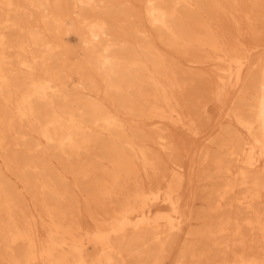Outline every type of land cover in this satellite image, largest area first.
I'll use <instances>...</instances> for the list:
<instances>
[{
    "label": "bare ground",
    "instance_id": "1",
    "mask_svg": "<svg viewBox=\"0 0 264 264\" xmlns=\"http://www.w3.org/2000/svg\"><path fill=\"white\" fill-rule=\"evenodd\" d=\"M126 1L120 4L123 5ZM213 1L212 5L209 4L210 8L215 7L219 13L223 12L226 3L237 5L246 0ZM250 1L257 7L264 0ZM109 2L110 0H0V151L5 152L3 164L6 169L21 178L27 188L42 196L38 198L35 195L36 200H41L38 215L30 212L21 216L22 209L20 199L15 196L16 189L0 168V264H128L127 255L131 258L130 255L141 257L143 254L148 259V263L144 259L145 264H160L153 251L158 246L163 247L167 242H172L178 233L185 230L189 214L180 189L189 178V170L176 160L168 162L169 178L164 183L149 187L135 186L134 190L127 191L117 208L104 212L101 216V213L93 210V205L103 206L107 198L121 192L124 188L123 181L128 182L141 167L154 171L155 163L150 151L152 146L166 153L174 150L173 140H167L161 131L144 135L132 131L133 136L127 135L119 121V112L129 110L132 115H137L136 112L140 111L147 118H155L156 124L173 120L186 127L182 114L172 103L173 90L177 85L174 76L176 62L160 50L155 44L156 40L182 55H187L190 49H197L200 55H193L191 62L211 63L216 67L222 89L216 93L219 96L215 107L219 114L235 120L245 134L238 136L233 130L229 133V138L224 137L226 142L222 145L223 152L217 164L227 181L216 191L219 192L218 204L235 194L232 199L238 206L257 214L254 218H245V223L251 229L259 231L264 238V219H261L258 208H255L264 193V75L259 80H254L251 69L257 63L252 61L254 56H251V50L243 51L244 47L241 49L232 43L225 45L221 42L204 16L209 11L205 6L206 0H140L137 10L124 12L122 7H119V12L115 11L116 5L113 9ZM25 10L29 15H38L45 30L40 25H22L16 16ZM119 13L124 17L121 18ZM132 16L149 24L155 30L154 36L146 38L145 35L142 41L129 40L133 32H140L138 27L129 28L128 24L127 36L123 34L119 23L128 21ZM6 27L18 32L8 37L4 31ZM71 32L79 33L83 55L100 77L98 84L91 79L89 86L104 92L113 109L90 100L83 101L82 106L74 109L67 104L66 96L57 93L59 87L54 82L53 70L57 68L53 65V55L56 56L57 50L62 48L63 39H67ZM66 44L65 42L64 45ZM62 50L58 53V60L62 65L57 71L61 69L81 73L72 58L74 55L71 57L68 50ZM12 51L16 52L13 54L15 56H12ZM13 63L28 69L41 65L48 77L37 78L31 73L19 76L11 69ZM248 82L253 85L249 99L253 101L251 106L254 109L249 116H244L237 112L238 101L235 100L237 104L231 107L221 97L227 88L238 92ZM240 102H244V98ZM23 122H27L30 131L39 140L60 153L58 159L63 165L61 167L68 173H73L72 175L77 174V170L62 156L71 160L83 148L97 144L109 158L111 166L98 174L88 171L90 169H82L85 176L92 177L88 188H83V194L87 193V212L94 220L92 227L68 220L69 211L50 202H59L65 197L60 185H57L58 182L63 184V179L55 178L57 183L55 180L48 183L37 175L32 183L27 170L37 168L39 164L31 157L16 158L8 154L10 138L26 139L30 134L22 130ZM94 128H99L103 134L108 135L110 141H99L93 137ZM216 143H219L218 140ZM40 145L39 142L30 140L27 151ZM46 166L42 163L43 171L47 170ZM92 166L93 163H90L89 167ZM242 189L243 192H240ZM237 219L231 217L216 224L212 222L213 226L197 232L190 230L193 235H200L198 238L213 239L222 234L221 237H226V240L220 243H225L229 251L232 245L236 246V242H243L242 223L237 222ZM186 235L192 236L190 232ZM192 242L194 243L193 240ZM146 244L148 248L142 250ZM228 251L226 254L231 252ZM197 253L195 245L188 243L185 252L179 255L181 260H177L175 264H190L191 260L199 263L202 257L201 253ZM229 254L212 264H264V254L252 255L236 251ZM135 264L141 262L137 261Z\"/></svg>",
    "mask_w": 264,
    "mask_h": 264
},
{
    "label": "rangeland",
    "instance_id": "2",
    "mask_svg": "<svg viewBox=\"0 0 264 264\" xmlns=\"http://www.w3.org/2000/svg\"><path fill=\"white\" fill-rule=\"evenodd\" d=\"M122 1H126V0H112V1L110 0L109 4L113 6V9H114V6L116 5L115 11H118V12L121 7H122L121 9H123V12H124V10L135 11L140 6V0L139 1L127 0L126 2H124L123 5H121L120 3ZM213 2H214L213 0L212 1L206 0L205 6L207 10L209 11H207V15H204L205 18L207 19L208 23L212 26L214 31L218 34L219 39L221 40L223 44L237 45L241 49L244 47L242 49L243 51L244 50L246 51L249 49L251 50V56L252 55L254 56V58H252L253 56L251 57L252 61L255 64L257 63V65H254L253 68L251 69V71L253 72L252 76L254 80L256 79L259 80L264 75V1H261L259 6L257 7L254 6L250 0H246L243 4H237V5L232 4V3L231 4L226 3L224 5L223 12H219V13H218L219 10H216L215 7L210 8V5H212ZM112 6H110L111 9H112ZM16 17L19 19V21H21L22 25H24V23L25 25H29V24L40 25L41 28L43 29V22H41L42 20L36 14L29 15V13L26 12L25 10V11L18 13ZM120 17L123 18L124 17L123 14H121ZM132 17H130L128 21L123 20L119 23L120 27L122 28L121 30L123 34L125 33L124 35H127V36L129 35L128 33L129 32L128 29L130 28L129 26L138 27V30L140 32H137V33L133 32L132 33L133 35L131 34V36L129 37V40L142 41L145 35H146L145 36L146 38H151L152 36H154L155 30L149 24H147L144 20H142L139 17H136V16H134L133 18ZM127 25L129 28L127 27ZM4 31L8 37L18 32L16 29L13 30L12 28H8V27H6ZM75 33L76 32H71L69 33V36L66 37L67 39L65 38L63 39V42H62L63 45H61L63 50L61 48L57 50L58 52L55 53L56 56L53 55V60H54L53 65H54V68H57V70L61 67L62 62L58 60V56H59L58 53L61 50L64 51L65 49V51L68 50L67 53L69 52L71 57L74 55V57L72 58L74 59L76 66L78 65L77 67H79V71H81L82 73L83 70L85 69L86 70H85V73L81 74L76 71L72 73L69 71H61V69L58 72L57 70L54 69L53 70L54 82L59 87V88L56 87V89L58 88L57 93L59 94L62 93L63 96H66V98L68 99L67 104H69L70 106H73L74 109H77V107L79 108L80 106H82L81 103L83 101H88V100L98 102L103 105L105 104L108 108L113 109V106L111 105L110 101L108 100L104 92L100 90L98 91L96 88L91 89V87L89 86L90 85L89 81L91 79L92 81L94 79L95 83L98 84L100 77L97 74V72L94 71L95 69L93 65L83 55L82 47H81L82 44L80 43L81 40L79 38L80 37L79 33H76L78 35H76ZM65 42L67 43L66 45H64ZM156 42L155 44L160 48V50L163 51V53L167 57L169 56L170 58H173V60L176 62L175 63L176 67H174V76H175L177 85L174 88L175 90H173L172 103L173 105H175L177 110L182 114L184 123H186V127H184L181 124L175 123L173 120H167L163 123L156 124L155 118H147L145 115H141L140 111L136 112L137 115H132L131 112H129V110L119 112L118 113L119 121L123 125L124 130L127 135L133 136L132 131L134 132L138 131L139 133H141V135L156 133L157 131H161L167 140H173V143H174L173 147L175 151L173 150L174 152L170 151L169 153L161 152L160 150L157 149L156 146H152L150 151L152 153L151 158L153 159V162L155 163L154 171H151V170L148 171L141 167L138 173L134 177H132L128 182L123 181L122 187L124 188L121 189V192L119 191L117 194H114L113 196L107 198L103 206L93 205V210L94 211L96 210V212H98L99 214L101 213L100 214L101 216L102 214H104V212H111L113 209L117 208L119 203L125 198L127 191L134 190L135 186L149 187L153 184H157L160 182L164 183L169 178L168 162L170 160H176L180 164H183L184 166H186L189 170V178L187 182L180 189L181 197H182L185 209L187 210V213L189 214V219L187 220L185 230L178 233L172 242L170 243L167 242V244L163 247L158 246L157 249L153 251V253L156 256H158L156 258H158L157 260L159 261V263L160 264H175L177 260H181V258H179V255L181 256L185 252V249L188 243H190V245L194 244L195 252L196 253L198 252L197 254L201 253V257H202L201 258L202 261H199V263H197L195 260L194 262L193 260H191L189 261L190 264H212L213 262H218L222 260L223 257H225L224 255L228 256L230 255L229 253L235 252V251L252 254V255L264 254V238L259 233V231L251 229V227L245 223V218L246 219L249 217L254 218L257 214H254L253 212H249L241 208L240 206H238L237 203L234 202L232 199V197L234 198L235 194H231L220 205L218 204L219 203L218 202L219 192H216V191L220 189L221 185L223 186V184H225L227 181L225 175H223V173L219 171L218 164H217L218 159L221 158L220 154H222L223 152L222 145L223 143L226 142L225 138H229V135H230L229 133H232L233 130L236 131L238 136H244L245 134L241 131L240 127H238V124H236L235 120H232L230 118L228 119L223 114H219V112L217 111L215 107L217 96H219L216 93H218L222 89L220 88L221 82L219 80V77L217 76L216 67L212 65L211 63L195 64L191 62L190 60L193 55H200L197 49H190L187 55H182L177 50L173 51V49L168 48L164 44H161L158 40H156ZM14 53L16 52L14 51L11 52L12 56H15L13 55ZM56 61H57V64L55 63ZM13 64H14L12 66L13 68L11 67V69L13 70L14 73H16L19 76H25L31 73L37 78H47L48 77L47 74L44 73V70L41 67V65H38V66L36 65L32 69H28L26 67L17 66L15 65L16 63H13ZM78 79H80L79 82H78ZM254 82L255 81H253V85H254ZM251 83L252 82L246 83L245 84L246 88L243 87L244 90L241 89L238 92L237 91L232 92V90H229L227 88L225 90L226 92L224 91V94L221 97L223 102L225 104H228V106L234 107L235 106L234 104H237L235 102L238 101V104L236 106L237 112H239L240 114L244 116H249L252 113V110L254 109L251 106L253 101L249 99L251 89L253 87ZM82 84H84L85 86ZM249 86L251 87L250 89H249ZM245 89L247 91H245ZM79 96L82 98H80ZM75 97L78 99H76ZM241 98H244V102H240ZM1 100L2 98L0 97V102ZM138 109L140 110V107ZM122 113H125V114H122ZM132 116H134L135 118H133ZM131 124H134V125H131ZM224 129H225V133H223ZM22 130L26 133L29 132L30 136L29 135L26 136V139L19 138V137H17L16 139L10 138L9 141H10L11 146L9 144L10 147H8V154L16 158H22V156L31 157L37 165L39 164L38 167L40 168L37 167V168H31L27 170L28 177L32 183L34 179H36L35 177L37 175L41 176L42 180L48 183L55 180V178L57 180L63 179L64 180L63 184H59V182L56 180L55 182L56 183L58 182L57 185H60L59 188H61L60 190L63 193H65V197L61 199L62 202L60 200L59 202L56 200H51L50 202L55 205H59L62 209H66L67 211H69L68 220L73 221V222L82 223L85 227H92V225H94V220L91 217V214L87 212L88 210L86 208V194L87 193L85 192L86 194H83V192L85 191L83 190V188L85 189L88 188L92 180V177L85 176L82 169L83 168H86L87 170L90 169L88 171L90 172L93 171V172H96V174H98L102 170H105L111 166L109 162V158H107L105 154H103L104 152L97 144L92 145L90 147L83 148L79 152V154L75 155L71 160H69L66 156H62L65 161H67L70 165L74 166L75 170H77V174L74 173V175H72L73 173H68L64 167H61L63 165L60 163L59 161L60 159H58L60 157V153H58V151L53 149L51 146L39 140L37 135L30 131V126H28L27 122H23ZM233 133L234 135L237 136L235 132ZM92 134H93V137H95L99 141L100 139H103V140L106 139L107 142L110 141V137L106 134H103L99 128H94L92 130ZM207 138L209 140H207ZM216 138H218L217 140L221 145H219V143H216L217 142ZM30 140L31 142L37 141L41 145L36 147L34 150H31L30 152H28L27 146L30 143ZM43 152H45L46 154ZM4 156H5V152L0 151V166H1L0 168L3 169L6 179L16 189L15 196L18 197V199H20L19 201H20V205L22 209L20 211L21 216H24V214L30 213V212L38 215L40 213L39 207H40L41 200L37 199L38 200L37 201L35 199V195L39 198L40 194L39 193L38 195L35 194L32 189H29L25 186L21 178L17 177L15 174H13L12 172H9L6 169L5 165L3 164ZM216 156H218V158ZM88 157L91 159H89ZM46 162L49 164H47ZM42 163H45L47 165L46 171L42 170ZM90 163H93V166L91 168L89 167ZM63 170H65L66 172ZM153 172L154 173L156 172V173L154 174ZM164 174H166L165 177L162 176ZM67 187H69V189ZM241 191L243 192V189L240 190V192ZM64 206L65 207L68 206L70 209L68 207L63 208ZM256 207L258 208L259 216L263 220L264 219V193L262 195V198H260V200L258 199L255 205V208ZM231 217H233V219L235 220L238 217L237 222L242 223L241 226L243 229L242 230L243 231V236H242L243 242L242 243L236 242V246L232 245V247L233 246L234 247L233 249L231 247L230 249L231 252H229L230 250L228 251V248L225 246V243H222V244L220 243V241L224 242L223 240H226V237H221L223 236L222 234L217 235L220 237H217V236L213 237V239L208 238V237L198 238L200 235L197 236V235L192 234L193 231L197 232V230H203L206 227L213 226L214 224L219 223L222 220L230 219ZM239 219H242V220H239ZM190 229L192 230V232ZM189 232L192 235V236H189L190 238L186 235ZM224 236H227V235H224ZM196 239H198L199 241L197 240L198 241L197 242ZM189 240L191 242H189ZM192 240L194 241V243L192 242ZM143 248L142 250H146L148 248V245L146 244ZM203 248L205 250H202ZM226 251H228L229 253L226 254ZM1 254L2 253L0 251V261H1ZM128 256L129 255H127V260H126V263L128 264H135L137 261H140L141 264H145V262H143L145 261L144 259H146L148 263L146 254H143L141 257L130 255L131 256L130 258ZM133 259L135 262H133ZM151 264H154V263H151Z\"/></svg>",
    "mask_w": 264,
    "mask_h": 264
}]
</instances>
